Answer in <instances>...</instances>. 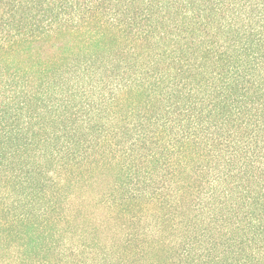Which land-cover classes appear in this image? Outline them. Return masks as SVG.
<instances>
[{
  "label": "trees",
  "instance_id": "obj_1",
  "mask_svg": "<svg viewBox=\"0 0 264 264\" xmlns=\"http://www.w3.org/2000/svg\"><path fill=\"white\" fill-rule=\"evenodd\" d=\"M0 264H264V0H0Z\"/></svg>",
  "mask_w": 264,
  "mask_h": 264
}]
</instances>
